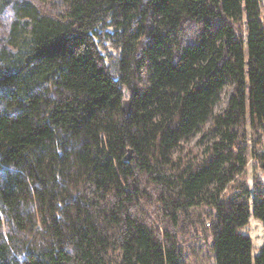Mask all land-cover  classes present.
<instances>
[{
  "label": "trees",
  "instance_id": "trees-1",
  "mask_svg": "<svg viewBox=\"0 0 264 264\" xmlns=\"http://www.w3.org/2000/svg\"><path fill=\"white\" fill-rule=\"evenodd\" d=\"M263 8L0 0V264H188L200 239L212 264H253L241 229L264 226V179L241 176L246 126L264 149Z\"/></svg>",
  "mask_w": 264,
  "mask_h": 264
},
{
  "label": "rangeland",
  "instance_id": "rangeland-1",
  "mask_svg": "<svg viewBox=\"0 0 264 264\" xmlns=\"http://www.w3.org/2000/svg\"><path fill=\"white\" fill-rule=\"evenodd\" d=\"M263 6H264V0H263ZM263 17H264V8H263ZM245 56L246 60L248 61L249 54L247 45L245 46ZM232 91V87L228 86L223 91L222 99L221 101L216 105L215 111L222 112L228 103L230 93ZM248 99H247V114L248 117L250 116L249 112V106H248ZM203 131L197 133L194 135L190 142L186 144V148L192 149L194 152L202 151V149L205 147L207 138L202 140ZM259 134H256L251 126H246L245 132H244V144L246 146V152L248 157V164L246 171L241 176L243 179L248 180L251 185L255 182L256 179H264V169L262 168L261 159L255 156L253 153V148L256 146V151L258 153L262 152L264 149L260 143H258L256 140L258 138ZM241 232L246 233L252 237L253 240V249H252V257H253V264L255 263V258L259 254L260 248L264 244V226L263 223L255 218L253 215L250 218L249 224L246 225L241 229ZM197 250L198 255L196 258H194L191 255V258L188 262V264H212V259L210 255V251L208 248V245L201 241V239L197 242Z\"/></svg>",
  "mask_w": 264,
  "mask_h": 264
},
{
  "label": "water",
  "instance_id": "water-1",
  "mask_svg": "<svg viewBox=\"0 0 264 264\" xmlns=\"http://www.w3.org/2000/svg\"><path fill=\"white\" fill-rule=\"evenodd\" d=\"M123 111L127 115H129L131 113V99L128 97L123 100ZM132 157H133V150L129 148L128 153L125 157V162L129 163L131 161Z\"/></svg>",
  "mask_w": 264,
  "mask_h": 264
}]
</instances>
